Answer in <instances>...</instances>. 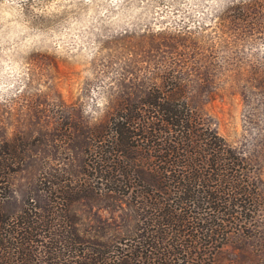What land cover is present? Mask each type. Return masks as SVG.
Wrapping results in <instances>:
<instances>
[{
    "label": "rangeland",
    "instance_id": "1",
    "mask_svg": "<svg viewBox=\"0 0 264 264\" xmlns=\"http://www.w3.org/2000/svg\"><path fill=\"white\" fill-rule=\"evenodd\" d=\"M176 79L264 187V0H0V141L24 150L3 210L37 201L52 169L79 170L72 133L102 128L121 101ZM70 212L79 232L110 244L135 232L119 202ZM259 229L230 239L213 264H264V215Z\"/></svg>",
    "mask_w": 264,
    "mask_h": 264
},
{
    "label": "trees",
    "instance_id": "2",
    "mask_svg": "<svg viewBox=\"0 0 264 264\" xmlns=\"http://www.w3.org/2000/svg\"><path fill=\"white\" fill-rule=\"evenodd\" d=\"M186 88L180 79L150 86L121 101L102 128L72 133L85 155L79 170L41 176L37 201L12 215L2 204L24 150L1 140L0 264H213L230 239L261 228L263 184ZM105 200L131 209L133 235L110 244L77 230L71 206Z\"/></svg>",
    "mask_w": 264,
    "mask_h": 264
}]
</instances>
